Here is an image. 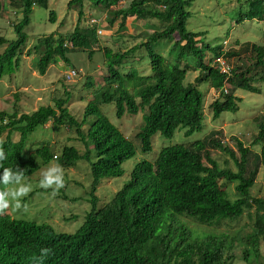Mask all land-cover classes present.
<instances>
[{
  "label": "trees",
  "instance_id": "obj_1",
  "mask_svg": "<svg viewBox=\"0 0 264 264\" xmlns=\"http://www.w3.org/2000/svg\"><path fill=\"white\" fill-rule=\"evenodd\" d=\"M49 1L0 0V20L3 12L21 17L11 25L15 40H8L0 30V48L5 47L0 53V79L19 71L21 54L29 39L25 29L31 25L34 8L47 9ZM124 1L69 0L68 9L77 11L79 16L74 31L57 37L53 34L45 36L38 39L34 47L36 56L32 65L40 76H45L47 69L59 62L73 68L71 58L78 52L87 50L92 54L99 38L96 26L86 28L81 25L86 4L112 16L108 20L110 27L120 20V31L126 29L129 18L159 22V27L149 26L154 32L146 33L144 42L127 51L104 49L105 85L103 90L92 93L94 100L84 106L81 122L66 107L72 97L70 92L65 93V99L56 101V108L42 107L32 115L7 114L0 109V147L7 156L0 175L4 168H12L23 171L27 179L41 165L52 161L64 169L74 168L81 160L86 161L90 163L93 176L91 211L75 233H58L51 225L9 216L0 218V226L7 225L10 234L20 239L26 256L36 253L32 255L36 259L34 264H48L44 259L58 264H229L237 235L231 238L227 233L217 235L212 232L199 237L179 218L218 227L226 221L240 219L255 207V224L248 240L252 241L254 253L258 255V243L264 237V199L251 195L257 178V169L250 171L249 167L254 153L238 140V158L215 139L214 132L193 144L165 147L153 162L138 163L122 189L98 209L95 192L100 181L121 178L125 174L123 164L136 155L133 142L103 115V105L115 104L119 119L126 114L136 116L145 112L143 127L136 139L141 153L148 154L156 134L172 139L179 130H184L186 137L202 131L205 122L204 94L199 89L202 84L210 83L222 98L211 105L214 121L224 113L239 111L237 103L241 99L234 96L236 90L255 95L264 93L262 87L256 86L257 82L264 85V44L253 46L255 60L248 68L235 67L227 76L221 72L217 59L223 57L226 60L227 56L240 53L225 52L224 42L215 47L204 43L202 38L205 39L207 32L187 30L192 0H131L127 7L120 8ZM238 6L234 17L237 25L245 21L264 22V0H238ZM56 15L55 11L49 13L51 24L56 23ZM162 41L169 47L165 57L156 53V47ZM206 52L212 54L209 64L205 62ZM147 59L151 66L149 75L141 69L148 67ZM194 67L200 74L194 83H187L189 70ZM258 69L261 72L258 73ZM226 78L232 86L230 94L224 93ZM86 85L92 87L93 81L88 80ZM49 121L54 123L56 133L65 125L74 130L85 146V152L80 154L77 148L66 144L62 150L58 149L59 156L55 153L58 151L53 152V146L46 142L37 147L34 154L26 153L29 137ZM258 128L259 133L252 144L261 145L257 158L264 165V122ZM15 133L20 136L17 142L13 140ZM4 134L5 139L1 141ZM72 142L73 139L69 141ZM210 148L230 156L237 171L222 168L209 156ZM204 157L207 164L203 162ZM220 180L236 185L235 200L229 199ZM0 190H3L2 185ZM42 249H48L49 254L45 256ZM250 252L251 249H245V262H248Z\"/></svg>",
  "mask_w": 264,
  "mask_h": 264
},
{
  "label": "rangeland",
  "instance_id": "obj_2",
  "mask_svg": "<svg viewBox=\"0 0 264 264\" xmlns=\"http://www.w3.org/2000/svg\"><path fill=\"white\" fill-rule=\"evenodd\" d=\"M245 2V0H242ZM69 0H50L48 8H34L31 16V25L25 29L29 39L26 47L21 54V67L13 76L0 79V109L7 114L17 112L19 116L26 114L32 115L39 108L54 107L56 101L65 99L66 92H70L72 97L67 103L70 114L79 122L84 117V106L88 101L94 100L93 92L100 89L103 90L104 78L107 76L105 69L104 49L109 48L114 52L121 49L127 51L141 42H144L146 33L152 34L154 29L149 26L159 27L157 20L150 21L135 20L129 18L126 23V29L119 30L121 21L118 20L112 27L109 21L112 16L106 11L94 10L92 6L86 4L85 16L82 24L86 28H90L92 20H97L99 43L93 47V53L90 51L78 52L71 58L73 68H68L64 63L59 62L47 69L45 76H40L33 69V61L35 60L34 47L37 46L38 39L44 38L51 34L56 37L73 32L78 25V12L68 9ZM192 6L188 9L191 17L187 21V30L189 32L206 33L204 43L215 47L222 44L225 52L239 51L240 54L227 56L223 58L221 64L226 67L227 72L235 67L248 68L255 60L254 45L264 44V27L258 21H245L240 25H236L234 17L237 13L238 0H192ZM129 4V0L122 2L119 7L125 8ZM56 12V23L49 22V13ZM239 13L237 14L238 17ZM19 16L13 13L3 12L0 20V30L8 40H15L16 34L12 29V23L19 21ZM109 20V21H108ZM234 24V25H233ZM264 24V22H261ZM102 31V34L99 33ZM199 40V39H198ZM166 48V52L164 49ZM5 47L0 48L3 53ZM169 51L167 42H159L156 47V53L165 57ZM40 55L37 56L39 59ZM212 58L210 52H206V64H209ZM147 68L142 67L144 74L149 75L151 66L147 59ZM191 67V65H190ZM264 68V67H263ZM262 68V69H263ZM149 69V70H148ZM191 68L187 76V83H194L199 76V71ZM72 72L75 76L68 78ZM261 69H258V73ZM256 72L252 73L255 74ZM93 81V86L88 87L86 82ZM257 87L264 85L261 82L256 83ZM230 85L226 84L225 88L230 91ZM204 94V127L201 132L191 137L185 136L184 130L176 132L172 139L162 137L156 134L152 138V151L148 154H142L140 151V143L136 139L143 127V115L126 114L119 119L116 116L115 104L103 105L101 111L110 122L116 126L136 148V155L123 164L125 174L117 179H103L100 181L95 192L98 199L97 207L101 209L109 203L122 189L123 185L129 180L130 173L134 167L142 162H153L159 155L160 151L169 146L189 145L194 142L204 140L212 132L215 133V139L219 140L224 146H227L239 158L237 147L238 140L249 147L254 156H252L249 167L250 171L257 169L256 184L251 189V195L254 198L264 199V165L259 161L257 155L261 153V145L253 146L252 142L259 133L258 125L264 122V93L255 95L246 93L245 91L236 90L235 95L241 99L237 103L239 111L235 114L224 113L217 121L213 120L211 105L220 100V93L212 88L210 83H204L199 88ZM139 102V100H138ZM93 119V118H92ZM91 119V120H92ZM54 123L49 121L45 126L39 127L36 132L28 139L26 153L34 154L37 147L41 144L49 142L53 147L52 151L62 150L63 146L69 144L77 148L80 154L85 152V146L77 138L74 130H69L68 126H61L59 132L53 131ZM87 132V127L83 128ZM55 132V133H54ZM3 135L1 141L5 139ZM18 133L13 135L15 142L19 141ZM73 139L72 143L69 141ZM57 155L61 153L55 152ZM26 154V155H28ZM55 154V155H56ZM94 154V153H93ZM208 154L215 159L222 168H228L237 171L233 159L219 149H209ZM203 162L207 164L206 158ZM58 166L55 161L46 165H41L40 169L32 176L24 179V183L30 185L31 191L24 197L20 198L21 209H16L15 202L9 204V208L5 210L13 218L35 222L39 225H51L58 233H75L81 228L85 221L87 213L91 211V193L93 176L91 173L90 163L79 161L74 168H61L64 174V187L58 192H53L52 188L40 187L42 172L48 168ZM222 189L227 191L230 200L237 198L236 185L223 180L219 181ZM55 187V186H53ZM26 206V211L24 210ZM255 207L251 212H246L240 219L236 221H226L218 227H208L193 221L190 218H179L190 230L203 237L204 234L214 233L220 235L227 233L231 238L237 235V239L231 251L232 259L229 264H264V237H261L258 243V255L254 253V246L248 235L252 233L255 224ZM251 249L248 255V262H245L244 251Z\"/></svg>",
  "mask_w": 264,
  "mask_h": 264
},
{
  "label": "clouds",
  "instance_id": "obj_3",
  "mask_svg": "<svg viewBox=\"0 0 264 264\" xmlns=\"http://www.w3.org/2000/svg\"><path fill=\"white\" fill-rule=\"evenodd\" d=\"M130 1L131 0H129V2ZM92 23L93 24L90 25V28L96 26L97 27L96 32L98 34L97 20L93 19ZM260 25L264 27V24H261V22ZM99 33L102 34V31H99ZM222 60L223 57L217 59V62L220 65V70L223 74L230 76L231 75L230 72L232 70L230 69L229 72H227L226 67L223 64H221ZM226 84H229L228 78H226L225 80V86ZM225 86H224V93L230 94V91L232 90V86L230 85L231 86L230 91H228L227 88H225ZM235 93L234 96H236ZM54 159L56 160V157ZM5 160H7V156L5 154L4 149L0 147V168H3V162ZM61 168L62 167L60 166H53L48 168L46 171L42 172L40 187L45 189L52 188L54 193L58 192L59 189L63 188L65 181H64V174ZM24 179H25L24 173L21 170L18 169L13 170L12 168L3 169V173L2 175H0V185L3 186V190H0V218L9 216L12 219H14L10 214H7L5 212V210L9 208L10 201L15 202L14 206L16 209L22 208V205L20 203V198L26 196L31 191L30 185L24 183ZM24 210L25 211L27 210L26 206H24ZM2 227H6L5 232H8L7 225L0 226V228ZM17 241L18 240H15L12 235L5 236L3 239L0 240V264H34L36 259L33 258L32 255L36 253L31 254L30 256H26L24 247L22 245L20 247L16 246ZM41 251L45 253V256L49 254L48 249H42ZM44 261L48 264H58V262H53L48 259H44Z\"/></svg>",
  "mask_w": 264,
  "mask_h": 264
},
{
  "label": "water",
  "instance_id": "obj_4",
  "mask_svg": "<svg viewBox=\"0 0 264 264\" xmlns=\"http://www.w3.org/2000/svg\"><path fill=\"white\" fill-rule=\"evenodd\" d=\"M5 229H6V227H2V228H0V240L1 239H3L5 236H11V234H10V232L8 231V232H5ZM13 238L15 239V240H17L18 239V241H17V243H16V246H18V247H20L21 246V244H20V242H19V238L18 237H14L13 236Z\"/></svg>",
  "mask_w": 264,
  "mask_h": 264
},
{
  "label": "built area",
  "instance_id": "obj_5",
  "mask_svg": "<svg viewBox=\"0 0 264 264\" xmlns=\"http://www.w3.org/2000/svg\"><path fill=\"white\" fill-rule=\"evenodd\" d=\"M72 74L75 76V73H74V72H72V73H71V74H69L67 77H68V78H71V77H73V75H72Z\"/></svg>",
  "mask_w": 264,
  "mask_h": 264
}]
</instances>
